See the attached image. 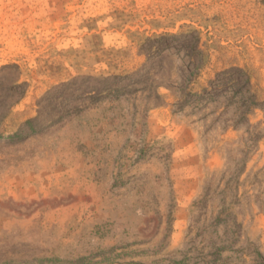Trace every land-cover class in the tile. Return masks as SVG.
Returning a JSON list of instances; mask_svg holds the SVG:
<instances>
[{
    "label": "rangeland",
    "instance_id": "374dc122",
    "mask_svg": "<svg viewBox=\"0 0 264 264\" xmlns=\"http://www.w3.org/2000/svg\"><path fill=\"white\" fill-rule=\"evenodd\" d=\"M227 240L263 264L264 0H0V264Z\"/></svg>",
    "mask_w": 264,
    "mask_h": 264
},
{
    "label": "trees",
    "instance_id": "16d2710c",
    "mask_svg": "<svg viewBox=\"0 0 264 264\" xmlns=\"http://www.w3.org/2000/svg\"><path fill=\"white\" fill-rule=\"evenodd\" d=\"M221 220L220 217H217L215 221ZM238 227V225H236ZM234 240H227L226 243H221L219 245L214 244V250L212 252L204 253L203 250H198L199 252L195 256H190L184 254L179 260H171L168 264H219L223 261L221 253L229 248H232ZM257 257L262 258V255L259 252H256ZM50 259H41L38 264H45L50 262ZM85 261H88L86 257H80L74 261H58L60 264H87ZM264 264V259H263Z\"/></svg>",
    "mask_w": 264,
    "mask_h": 264
}]
</instances>
